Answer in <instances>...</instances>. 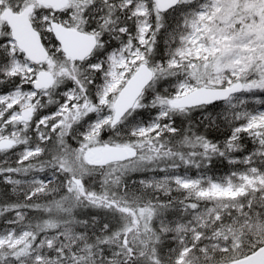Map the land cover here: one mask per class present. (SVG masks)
Masks as SVG:
<instances>
[{
  "label": "snow or ice",
  "instance_id": "1",
  "mask_svg": "<svg viewBox=\"0 0 264 264\" xmlns=\"http://www.w3.org/2000/svg\"><path fill=\"white\" fill-rule=\"evenodd\" d=\"M0 187V264H264V0H0Z\"/></svg>",
  "mask_w": 264,
  "mask_h": 264
},
{
  "label": "trees",
  "instance_id": "2",
  "mask_svg": "<svg viewBox=\"0 0 264 264\" xmlns=\"http://www.w3.org/2000/svg\"><path fill=\"white\" fill-rule=\"evenodd\" d=\"M217 104L222 105L223 102H217ZM246 149L247 148H251L252 145L245 140L244 141ZM242 154H237V157L239 158ZM234 169H243V165L237 164V165H232V164H228L227 162L224 163H218L212 170V172H209V175H215L216 177H221V176H225L228 175L232 170ZM183 171V170H182ZM189 174L191 175H195L196 172L195 170H192ZM139 175V174H137ZM0 191H3V188L0 187ZM0 224H2V221H0Z\"/></svg>",
  "mask_w": 264,
  "mask_h": 264
},
{
  "label": "rangeland",
  "instance_id": "3",
  "mask_svg": "<svg viewBox=\"0 0 264 264\" xmlns=\"http://www.w3.org/2000/svg\"><path fill=\"white\" fill-rule=\"evenodd\" d=\"M252 107H259L258 105H252ZM191 175V174H190Z\"/></svg>",
  "mask_w": 264,
  "mask_h": 264
}]
</instances>
